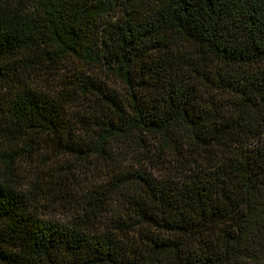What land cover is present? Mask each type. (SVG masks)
Here are the masks:
<instances>
[{
	"label": "trees",
	"instance_id": "trees-1",
	"mask_svg": "<svg viewBox=\"0 0 264 264\" xmlns=\"http://www.w3.org/2000/svg\"><path fill=\"white\" fill-rule=\"evenodd\" d=\"M0 264H264V0H0Z\"/></svg>",
	"mask_w": 264,
	"mask_h": 264
},
{
	"label": "rangeland",
	"instance_id": "rangeland-1",
	"mask_svg": "<svg viewBox=\"0 0 264 264\" xmlns=\"http://www.w3.org/2000/svg\"><path fill=\"white\" fill-rule=\"evenodd\" d=\"M64 67V70L62 71V73L60 74L61 76H69L70 73L73 71V69L75 68H80L79 65H77L76 63H66L62 66ZM86 70H83L85 72L87 71V68H85ZM62 76V77H63ZM53 75L48 76V75H40V76H34V78L27 80L29 85H33V87H36L42 91L47 92V88L51 87V86H55L54 81H53ZM115 81V80H114ZM112 79L109 80L110 84L112 86L115 85V87L117 86L116 81L114 82ZM50 93V92H49ZM49 156L47 154H40L39 153H35L32 154L30 157L27 156H22L21 159H19V166H20V176H21V183L23 184V190L27 191L30 188L31 185V180L33 178H36L37 174H39V172L42 170L43 172L47 171V166H55L54 164H51L49 158ZM64 158V157H62ZM46 159L45 162H43L42 160ZM66 160V159H65ZM56 161V160H55ZM92 161V160H91ZM46 163V165H45ZM71 163L75 164V162L70 159V164L68 165L69 168H71L70 165H72ZM67 165V164H65ZM94 165V166H92ZM69 172V170H68ZM71 172H73V178H75L79 183L80 186L83 188V190H85L84 188H87L90 186V183H103L105 181V179H107L108 176V171H107V166L103 163V161H99L96 162L93 160V164L89 162H83V163H79L76 165V167H73V169H71ZM71 178V179H73ZM70 182H72V180H70ZM82 189L79 190L77 192L76 195H80V193H82L83 191ZM115 202V201H114ZM119 205V204H117ZM114 206V205H113ZM56 207V206H55ZM57 211L52 212L51 214L47 213L46 211L42 210V212H44V214H48L47 217H44L45 219H51L52 221H57L59 223H68L69 217L68 214H65L62 209L60 208H55Z\"/></svg>",
	"mask_w": 264,
	"mask_h": 264
}]
</instances>
